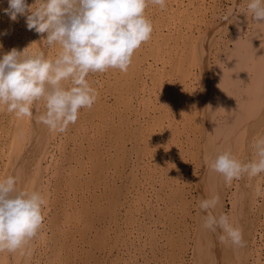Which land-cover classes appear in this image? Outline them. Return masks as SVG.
I'll use <instances>...</instances> for the list:
<instances>
[{"label":"rangeland","instance_id":"obj_1","mask_svg":"<svg viewBox=\"0 0 264 264\" xmlns=\"http://www.w3.org/2000/svg\"><path fill=\"white\" fill-rule=\"evenodd\" d=\"M30 1L33 2V0H27L29 5L32 4ZM233 1L237 2V4L239 3V7L241 6V8L235 7L232 13L230 6H232ZM244 4H247V0H166V8H161L158 5L149 3L145 10V15L151 20L153 26L151 38L147 42H144L134 52L128 70L122 72L119 69L110 68L106 70L107 72L89 73L87 77L89 84L92 85L94 89L97 88V98L94 104L91 109L82 108L74 125H69L72 128L68 126L64 133L58 132V138L55 144L54 140L50 142V144L52 145L53 143V145H48V153L52 150L49 156L54 155L57 159L52 157L55 159L53 162H46L50 161V159L48 160L46 157V159L43 160V166L47 164L45 167L47 171H44V176L50 179V184L52 183L50 190V192L52 191V193H50L52 197L49 209L45 213L46 215L44 214V220L46 219L44 221V229L48 231L47 239L44 241L45 243L41 241L42 244L40 242L38 246L42 249L41 251H47V255L45 256H48L49 259L41 255L40 261L42 262L43 260L44 263L40 262V264H157V262L158 264H192L191 253L194 244H196L194 243L195 240H192V238L195 237L192 232L194 231L193 229L198 226V223H195V192L198 193V188L195 186H198V179H200L198 176L201 175L203 170L201 166L203 163L202 161H204L205 153H207V150L203 147L204 141L201 140L202 125L199 127V124L201 123L202 117L198 109L199 104L197 105V102L195 103V101L199 99L196 94L199 92L204 94L206 92L207 96L205 95V100L207 103L209 102L211 106L208 110L209 112H211L210 109L214 110L212 115L208 112L211 116V124L213 125L216 118L218 121H222L221 117L229 113L228 111H232L231 109L229 110L230 105L227 104V100H234V96H236L235 102H238L243 98L239 93L244 89V85H246L248 81L244 73L245 71L241 70L243 68L239 67L238 70L244 72L242 76L239 77L240 81L237 80L238 86L240 87V83L242 84L241 86H243V89L240 87L241 90L238 91V94L235 93L232 84H230L231 88L229 86L227 87L229 91L231 90L230 93L233 94H231V96L229 95L230 97L228 96V98L224 95L230 93H227V89L225 90L224 87L222 88L225 90L226 94H224V91L220 93V90H217V93L219 92L220 94L216 93L217 95L212 99L209 93L211 91L210 89L214 87L212 83L215 81L217 59H222L225 49L232 46V42L230 41L232 37L238 33L239 29L237 28L239 27L237 26H239V22L245 20V26L248 28L250 23L254 21L250 14H248V18L245 16L246 5ZM7 7L8 0H0V56L10 51L13 47L22 50L30 45L29 50L31 51L40 48L39 45H41V47L45 49L46 55L50 59H54L61 50L60 45L54 43L48 46L45 41L46 33H37L34 29H28L25 24V15L18 14L17 19L13 21L4 11ZM192 10L195 11L192 12ZM194 17L199 18L200 21H193ZM217 22L221 23V28L218 35L213 38L208 52L206 73L209 78V83L205 89L206 91H202L201 87H199L198 79L194 77L193 79L182 81L179 78L177 69L179 65H185L191 68L194 76L199 72V65L192 58L193 50L190 36L195 38L199 34L206 32L211 26L216 27L217 25L218 28L219 24H217ZM207 27L208 29H206ZM246 27H244L245 29L242 28L241 31L245 33ZM205 29L206 31H204ZM231 34H233V36H230ZM238 74L239 73H237V76ZM245 78L246 83H243ZM227 79V83H231L229 80L230 77ZM192 83L194 87H192ZM226 84L222 86H226ZM193 88L194 91H192ZM199 88L201 91H199ZM219 88L221 89V87ZM212 91V93L215 94L216 91L213 89ZM260 92H262V89ZM193 94L195 96H193ZM194 97L196 99H194ZM263 98L264 97L261 99ZM208 99H212L213 102H210ZM215 99H217V101H215ZM219 99L220 101L225 99L224 104L227 108L224 109V111L221 109L225 113L219 112V110H217L220 109L218 108L219 106L216 105V107L214 105V102L220 104ZM263 102L264 101H262V106L264 105ZM209 104L207 106H209ZM212 105L214 107H212ZM43 111V105L40 104L38 110H34L33 116L31 117L32 122L30 120L31 118H18L14 113H9L6 108L0 107V178L8 176L11 170H13L14 173H18L19 165L15 167L12 166L15 165V161L21 152H25V155L31 159L32 156L36 154L33 146L35 145L37 149L35 143L37 142V137L32 136L31 138L30 135L33 133L30 127H33V125L30 124L34 123L36 125L39 123L37 122V117ZM207 111L205 112L207 113ZM198 118L200 121H198ZM212 126H209L210 131H208V127L206 126L207 131L210 133L212 132L210 137L217 141L218 138H215L213 135L214 129L212 130ZM43 128L42 126L41 130L44 131L45 129ZM262 128L260 133L264 136V125ZM62 138L64 139L62 140ZM75 139H77V141ZM27 143L29 146H27ZM59 143L62 146H59ZM68 146L74 154L70 151L68 152ZM214 146L209 149L213 151L216 150ZM250 151L252 153L250 152L251 154L247 156L248 160L252 159L254 156L253 147H251ZM239 154V158H244L242 157V153ZM70 155H72L71 157L74 160L68 158ZM61 156L63 161L61 160ZM214 157L213 155L211 158ZM56 160L58 164H55ZM86 162L88 164H85ZM173 162L175 163L173 164ZM59 163L66 171L71 170L72 173L70 174V171H68L69 173L64 172L65 169L63 170L62 167H59L62 171L57 168L56 165H59ZM68 163L70 165H67ZM49 164L56 167L55 169L57 171ZM52 170L55 171L53 172L54 174L56 173L55 175H53ZM58 171H61L60 173L62 174L64 173L66 178H68V176L70 177V180L68 178L69 181H65L67 184L63 181L61 183L55 181L56 179L54 176L58 174ZM50 173H52V175H50L51 177L49 178ZM261 176L264 177V174H261ZM53 178V181L56 183L51 181ZM68 183L71 185L68 186ZM54 190L56 191L55 193ZM74 195V202L77 209L80 210L81 216L87 213V216L80 219H78V217L76 218V210L73 211L69 208H66L67 213L71 210V214H62V209H64L66 205L65 201H67V199H73ZM155 195L156 198L154 197ZM257 196L256 200H260L261 196L258 198ZM136 199L142 202L137 209L135 207L138 206L133 205ZM229 203H226L225 210L230 216L232 204ZM109 206L111 207L110 210H108ZM96 215L98 219H96ZM136 217L141 220L140 229H137V231L135 230L133 237L128 240L126 232L129 230L130 226H135V224H133V219ZM94 219L96 221H94ZM78 221L82 224H79ZM96 226L97 229H95ZM155 226L157 228H155ZM263 226L264 224L262 228L259 229L258 227V229L259 232L261 231V233L264 234ZM158 227L160 228L158 229ZM100 230L101 233L99 232ZM256 237L258 241V235ZM130 241L131 244H133L132 248L129 249L128 242ZM118 243L120 245H123V243L125 244V246L123 245V247L119 248H122L119 252L115 249V245ZM127 250L133 255L132 261L129 263L122 260L123 258H127ZM263 251L264 249L260 251L261 259L258 264H264V259H262L264 258ZM117 254L119 255L117 256ZM112 255H115V257ZM186 258L187 260H185ZM126 261L129 260L127 259Z\"/></svg>","mask_w":264,"mask_h":264},{"label":"clouds","instance_id":"obj_2","mask_svg":"<svg viewBox=\"0 0 264 264\" xmlns=\"http://www.w3.org/2000/svg\"><path fill=\"white\" fill-rule=\"evenodd\" d=\"M149 3L166 6V0H33L31 5L8 0L4 11L13 21L25 15L28 29L46 33V44L58 43L61 50L54 59L43 48L30 51V45L0 56V107L31 118L42 104L38 122L54 133L66 131L97 98L89 73L126 72L134 52L151 38L153 26L145 15ZM245 14L264 26V0H247ZM252 147L254 156L247 161L226 149L214 158L206 154L204 162L225 184L256 177L264 174V136L255 138ZM220 202L218 193L199 200L203 227L218 233L222 244L244 247L242 229L229 214L214 212ZM46 204L41 191L19 188L17 177L0 178V252L29 248L43 229Z\"/></svg>","mask_w":264,"mask_h":264},{"label":"bare ground","instance_id":"obj_3","mask_svg":"<svg viewBox=\"0 0 264 264\" xmlns=\"http://www.w3.org/2000/svg\"><path fill=\"white\" fill-rule=\"evenodd\" d=\"M5 1V0H4ZM213 1V0H212ZM31 2V1H30ZM210 2V1H209ZM216 2V1H215ZM33 3V2H31ZM178 3V2H176ZM175 3V4H176ZM232 6H230L231 12L233 13V11L235 10V7L238 8L239 7V3L237 4V2H232ZM180 4V3H179ZM172 5V4H171ZM246 5V4H244ZM181 6V4H180ZM191 6V5H190ZM214 6V5H213ZM244 7V6H243ZM166 8V7H165ZM241 8V6L239 7V9ZM2 9V8H1ZM180 9V8H179ZM186 9V8H185ZM245 9V8H244ZM184 10V9H183ZM200 10V9H198ZM210 10V9H209ZM195 10H192V12H194ZM212 11V9H211ZM241 11V10H240ZM167 12V11H166ZM201 12V11H200ZM3 13V12H2ZM185 13V12H184ZM245 14V13H244ZM190 15V14H189ZM210 15V14H209ZM245 16L248 18L249 15ZM153 18V17H152ZM166 18V17H165ZM235 18V17H234ZM194 19V20H193ZM192 20L195 21L199 20V18H193ZM209 19V18H208ZM160 20V19H159ZM190 20V18H189ZM216 20V19H215ZM241 20V19H240ZM209 21V20H208ZM218 21V20H216ZM245 21V20H244ZM242 20V22H239V29L238 33L236 35H234V37H232V40L230 42H232V46L230 48H226L223 58L222 59H217V70L215 73V81H213V85L214 87H212L210 90V98L214 96H216L217 94L222 93L221 91H223L222 87H224V89L226 90L227 87L230 86V84H232L233 89L235 90V93L238 94L239 90H241V88L243 86H241L242 84L240 83V87L237 84V80L240 81V76H242L243 72L246 74V78L248 83H246V78L244 79L245 81L243 83H246V85H244V89L241 90V92L239 93V95H241V97L243 96V100H239L238 102H235L236 96L234 100L228 101L227 100V104L230 105L229 110L231 109L232 114L230 111H228L229 113H226V115L228 116H223L221 117L222 121H218L217 118L215 119L216 121H214V125L211 124V116L209 113H211V115L213 114L212 109L211 112H209V108H211L209 102L207 103L205 100V95L206 92L200 93L199 91H203L207 88L208 83H209V78L208 75L206 73V67H207V56H208V52L210 49V46L212 44V40L213 38L218 35L220 28H221V23L217 22V24H219V27H210L208 29V27L206 29H208L206 31V29L204 31V33L199 34L197 33L198 36H196L195 38L193 36L191 37V45H192V58L194 59V61L199 65V72L194 76V73L192 72L191 68L185 65H179L178 66V72H179V78L182 81H186L189 79H193L194 77L196 79H198L199 81V87H201V90L199 88V92L197 97H199V99H197V101H195V103L198 105L199 104V110L201 113V123L199 124L202 125V138L201 140L204 141L203 143V147L205 150H207V153H205V155L207 154L209 157H212L213 155L216 156L219 152L224 151L226 149L231 150V152L236 155L239 158V153H242V157L244 158H239L241 160L247 161V156H249L252 152L251 147L253 145L254 139L258 138L261 135V131H262V127L264 125V109L262 106V101H264L263 99H261L262 97H264V26H260L258 25V23L254 20L252 23H250L249 27L247 28L245 26V22ZM252 21V19H251ZM25 22V21H24ZM153 22V21H152ZM214 22V21H213ZM222 22V20H221ZM208 23V22H207ZM216 23V22H215ZM214 23V24H215ZM224 23V22H223ZM6 24V23H5ZM20 24V23H19ZM26 24V23H25ZM178 24V23H177ZM210 24V23H209ZM234 24V23H233ZM175 25V23H174ZM225 25V23H224ZM238 25V24H237ZM6 26V25H5ZM181 27V26H180ZM244 27H246L247 29L245 30L246 32H242L241 29H245ZM19 28V27H18ZM4 29V28H3ZM17 29V28H16ZM21 29V28H20ZM192 29V28H191ZM200 29V28H199ZM198 29V30H199ZM234 29V28H233ZM15 30V29H14ZM25 30V29H24ZM196 30V29H195ZM235 30V29H234ZM4 32V31H3ZM16 32V31H14ZM13 32V33H14ZM24 32V31H23ZM193 32V31H191ZM203 32V31H202ZM35 33V32H33ZM233 33V32H232ZM244 33V34H243ZM235 34V33H233ZM233 34H231L230 36H233ZM243 34V35H240ZM8 35V34H7ZM18 35V34H17ZM28 36V35H26ZM8 37V36H7ZM31 37V35H30ZM34 37V36H33ZM42 37V36H41ZM24 38V37H23ZM29 38V37H28ZM160 38V37H159ZM158 38V39H159ZM12 39V38H11ZM18 39V38H17ZM35 39V38H34ZM25 40V39H24ZM29 40V39H28ZM36 40V39H35ZM3 41V40H2ZM16 41V40H15ZM14 41V42H15ZM37 41V40H36ZM39 41V40H38ZM34 42V41H33ZM10 43V42H9ZM16 43V42H15ZM22 43V42H21ZM3 44V43H2ZM150 44V43H149ZM33 45V43H32ZM36 45V44H35ZM44 45V44H43ZM8 46V45H7ZM12 46V45H11ZM40 48L41 45H39ZM27 47V46H26ZM33 47V46H32ZM45 47V46H44ZM1 49V48H0ZM34 50V49H33ZM45 50V49H44ZM146 53V52H145ZM215 54V53H214ZM221 55V54H220ZM155 56V55H154ZM159 57V56H158ZM236 57V58H234ZM183 62V61H182ZM226 67H225V66ZM158 66V65H157ZM159 67V66H158ZM239 68H243L241 70H238ZM245 68V69H244ZM162 70V69H161ZM240 71V72H239ZM107 72V71H106ZM251 72V73H250ZM172 73V72H171ZM237 73L238 76H237ZM143 74V72H142ZM156 74V73H155ZM147 75V74H146ZM154 75V74H153ZM158 75V74H157ZM91 77V76H90ZM103 77V76H102ZM158 77V76H157ZM214 77V76H213ZM230 77V81L231 83H227V78ZM96 79V78H95ZM111 79V78H110ZM242 79V78H241ZM146 81V80H145ZM229 81V82H230ZM242 81V80H241ZM164 82V80H163ZM224 82V83H223ZM216 83V84H215ZM221 83V85H220ZM223 83V84H222ZM227 83V84H226ZM99 84V83H98ZM97 84V85H98ZM124 84V83H123ZM138 84V83H137ZM226 86H222L225 85ZM95 85V84H94ZM150 85V84H149ZM193 85V83L191 84ZM211 85V84H210ZM221 87L222 89H220L219 87ZM92 86V85H91ZM100 86V85H99ZM103 87V86H102ZM105 87V86H104ZM194 87V85L192 86ZM96 88V87H95ZM144 88V87H143ZM196 88V87H195ZM219 88V89H218ZM240 88V89H239ZM97 89V88H96ZM192 89V88H191ZM213 90H215V94L212 93ZM229 89V88H228ZM226 90V92L230 93L231 90ZM248 89V90H247ZM262 89V92H260V90ZM217 90L220 92L217 93ZM224 90V94H226ZM156 91V90H155ZM194 91V88L193 90ZM206 91V90H205ZM243 91V92H242ZM177 92V91H176ZM159 93V92H158ZM194 93V92H193ZM217 93V94H216ZM232 93L224 95L228 98V96H231ZM233 95V94H232ZM108 96V95H107ZM164 96V95H163ZM193 96H195L193 94ZM207 96V95H206ZM223 96V94H222ZM221 96V97H222ZM229 96V97H230ZM189 97V96H188ZM209 98V97H207ZM215 98V97H214ZM217 98V97H216ZM111 99V98H110ZM188 99V98H187ZM194 99H196L194 97ZM212 99H208L210 102L213 100ZM231 99V98H230ZM233 99V98H232ZM239 99V98H238ZM189 100V99H188ZM207 100V101H208ZM222 100V99H221ZM225 99H223L222 101H220V104L217 102H214V105H218L220 109L217 108H213V109H217L219 110V112H223L224 109H226V105L224 104ZM261 100V101H260ZM132 101V100H131ZM166 101V100H165ZM181 101V100H180ZM185 101V100H184ZM215 101H217V99H215ZM109 102V101H108ZM114 103V102H113ZM133 103V102H132ZM139 103V102H138ZM181 103V102H180ZM188 103V102H187ZM206 103V105H205ZM217 103V104H216ZM264 103V102H263ZM137 104V103H136ZM209 104V106H207ZM212 104V103H211ZM260 104V105H259ZM149 105V104H148ZM240 105V106H239ZM120 106V105H119ZM168 106V104H167ZM242 106V108H241ZM262 106V107H261ZM92 107V106H91ZM90 107V109H91ZM139 107V106H138ZM208 107V108H206ZM212 107H214L212 105ZM217 107V106H216ZM261 107V108H260ZM173 108V107H172ZM111 109V108H110ZM197 109V110H198ZM223 111H222V110ZM89 110V109H88ZM208 110V111H207ZM221 110V111H220ZM91 111V110H90ZM205 111H207V114ZM226 111V110H225ZM94 112V111H93ZM218 112V113H219ZM85 113V112H84ZM225 113V112H223ZM94 114V113H93ZM222 114V113H221ZM114 115V114H113ZM127 115V114H126ZM144 115V114H143ZM179 115V114H178ZM215 115V114H214ZM213 115V116H214ZM137 116V115H136ZM134 116V117H136ZM142 116V115H141ZM200 116V115H198ZM218 116V115H217ZM114 117V116H113ZM139 117V116H138ZM219 117V116H218ZM144 118V117H142ZM146 118V117H145ZM209 118V119H208ZM94 119V118H93ZM98 119V118H97ZM32 121V118L30 119ZM107 120V119H106ZM213 120V119H212ZM220 120V118H219ZM198 121L199 118H198ZM28 122V121H27ZM33 122V121H32ZM38 122V121H37ZM79 122V121H78ZM84 122V121H83ZM181 122V121H180ZM208 122V123H207ZM165 123V122H164ZM177 124V123H176ZM208 124V125H207ZM33 125V127H30L32 129V136H36L37 137V149L36 146L34 145V152H36V154L34 156H32L31 158H28L25 155V152H21V154H19V157H17L16 161H15V166L19 165V169H18V173H14L13 170L10 171V173H8L9 175H13L15 177H17V186L19 188H23L26 190H32V189H36L41 191L46 199H47V204L44 207L43 213L45 214L47 212V210L49 209V205H50V200H51V195L50 193H52L51 190V184H50V179L45 178L44 176V171H47V168H45L47 166V164L45 166H43V160L46 159V157L48 158V160L50 159V161H46V162H53L56 158L54 157V155H50L49 153L52 151H50L48 153L47 148L49 147L48 145L50 144V142L52 140H54V144L57 142L56 139L58 138V132H52L48 129L47 126L41 124V123H37L36 125L34 123L30 124ZM74 125V123H73ZM72 125V126H73ZM213 125V126H212ZM44 127L43 129H45L44 131L41 130V127ZM80 126V125H79ZM208 127V131L209 130V126H212V130L214 129V136L215 138H218L217 141H215L216 139L210 137L212 134V132H208L207 131V127ZM70 128H72L71 126H69ZM70 130V129H69ZM155 130V129H154ZM70 132V131H69ZM76 132V130H75ZM74 132V133H75ZM64 133V132H63ZM68 133V132H67ZM72 133V132H71ZM77 133V132H76ZM69 134V133H68ZM61 135V134H60ZM64 135V134H63ZM73 135V134H72ZM99 135V134H98ZM7 136V135H6ZM189 136V134H188ZM60 137V136H59ZM65 137V136H63ZM74 137V136H73ZM77 137V136H76ZM181 137V136H180ZM190 137V136H189ZM143 138V137H142ZM64 138H62L63 140ZM68 139V138H67ZM128 139V138H127ZM59 140V141H62ZM74 140V139H73ZM77 141V139H75ZM132 140V139H131ZM181 140V139H180ZM36 141V140H35ZM202 141V142H203ZM30 142V141H28ZM64 142V141H63ZM104 142V141H103ZM116 142V141H115ZM61 143V142H60ZM59 143V144H60ZM28 144V143H27ZM112 144V143H111ZM187 144V143H186ZM53 145V143H52ZM50 144V146H52ZM57 145V144H56ZM120 145V144H119ZM139 145V144H138ZM176 145V144H175ZM202 145V144H200ZM215 145V146H214ZM217 145V146H216ZM29 146V144L27 145ZM25 146V147H27ZM32 146V145H31ZM59 146H62L61 144ZM70 146V145H69ZM68 146V148H69ZM105 146V145H104ZM112 146V145H111ZM170 146V145H169ZM212 146H214V148L216 150H211L209 148H211ZM55 148V147H54ZM60 149V148H57ZM56 149V150H57ZM72 149V147H71ZM176 149V147H175ZM173 149V150H175ZM67 150V149H66ZM75 150V149H74ZM79 150V149H78ZM159 150V149H157ZM55 151V150H54ZM58 151V150H57ZM72 152L69 148L68 152ZM109 151V150H108ZM27 152V151H26ZM251 152V153H250ZM54 153V152H53ZM51 153V154H53ZM56 154V153H55ZM62 154V153H61ZM65 154V153H63ZM72 154H74V152H72ZM67 155V154H66ZM69 155V154H68ZM91 155V154H90ZM107 155V154H106ZM58 156V155H57ZM72 155H70V157L68 158H72ZM75 156V155H74ZM204 156V155H203ZM53 157V158H52ZM64 157V156H63ZM78 157V156H77ZM83 157V156H82ZM96 157V156H95ZM105 157V156H103ZM112 157V156H111ZM241 157V156H240ZM35 158V159H34ZM60 158V155H59ZM133 158V157H132ZM57 159V158H56ZM85 159V158H83ZM94 159V158H93ZM92 159V160H93ZM103 159V158H102ZM247 159V160H246ZM61 160H62V156H61ZM65 160V159H64ZM67 160V158H66ZM65 160V162H66ZM72 160H74L72 158ZM168 160V159H167ZM63 161V160H62ZM69 161V159H68ZM151 161V160H150ZM148 161V162H150ZM169 161V160H168ZM202 161V160H201ZM202 172L201 175L198 176L200 179L198 186H195L198 188V193L195 192L196 194V205H195V210H196V215H195V223H198V226H196L195 229H193L194 231L192 232L193 237L192 240H195L194 243V247H193V251L191 253V257H192V264H258V262L261 259V250L264 249V234L261 233V231L259 232V229L262 228V225L264 224V177H262L261 175L256 176V177H248L247 175L243 176L240 179H234L231 184H225L223 177L219 174L216 173L215 171H213L204 161H202ZM45 163V162H44ZM58 164L57 160L55 162V164ZM175 162H173L174 164ZM201 163V162H200ZM64 164V163H63ZM73 164V163H72ZM71 164V165H72ZM85 164H88L87 162ZM90 164V163H89ZM105 164V163H104ZM51 166V164H49ZM48 165V166H49ZM53 165V164H52ZM67 165H70L69 163ZM162 166V165H161ZM52 168H59L62 167L59 163V165H56V167L51 166ZM69 167V166H68ZM71 167V166H70ZM84 167V166H83ZM87 167V166H86ZM50 169V168H49ZM61 171L62 169L59 168ZM65 168H63L64 170ZM71 169V168H70ZM74 170V169H73ZM86 170V169H85ZM88 170V169H87ZM86 170V171H87ZM110 170V169H109ZM144 170V169H143ZM154 170V169H153ZM51 171V170H50ZM55 171H57L55 169ZM52 170V173L55 172ZM61 171H58V174L55 177V181H59L60 183L63 181L65 182L66 180H70V177L68 176V178L65 177L64 173H60ZM70 174L72 173L71 170ZM65 171L64 172H68ZM89 171V170H88ZM93 171V170H92ZM146 171V170H145ZM85 172V171H84ZM46 173V172H45ZM48 173V172H47ZM52 173L49 174V178L51 177L50 175H52ZM69 173V172H68ZM67 173V174H68ZM75 173V171H74ZM73 173V174H74ZM86 173V172H85ZM56 174V173H55ZM53 173V175H55ZM68 174V175H70ZM88 174V173H87ZM63 175V176H62ZM109 175V174H108ZM74 176V175H73ZM80 176V175H78ZM113 176V175H112ZM138 176V175H137ZM75 177V176H74ZM105 178V177H104ZM158 178V177H157ZM54 178L51 180L52 182ZM61 180V181H60ZM68 180V181H69ZM74 180V179H73ZM78 180V179H77ZM76 180V181H77ZM84 180V178H83ZM96 180V179H95ZM237 180V181H236ZM75 181V183H76ZM58 182V183H59ZM71 182V181H70ZM73 182V181H72ZM102 182V181H100ZM263 182V183H262ZM56 183V182H55ZM57 183V184H58ZM82 183V182H81ZM84 183V182H83ZM116 183V182H115ZM152 183V182H151ZM206 183V184H205ZM64 184V183H63ZM65 184H67V182H65ZM64 184V185H65ZM69 184V183H68ZM156 184V183H155ZM60 185V184H59ZM58 185V187H59ZM63 185V186H64ZM71 184H69L68 186H70ZM89 185V184H88ZM101 185V184H100ZM138 185V184H137ZM73 186V185H72ZM153 186V185H152ZM57 187V188H58ZM62 187V186H61ZM66 187V186H65ZM64 187V188H65ZM90 187V186H89ZM88 187V188H89ZM108 187V186H107ZM135 187V186H134ZM53 188V187H52ZM92 188V187H91ZM143 188V187H142ZM54 189V188H53ZM56 189V188H55ZM68 189V188H67ZM74 189V188H73ZM139 189V188H138ZM150 189V188H149ZM259 189V190H258ZM63 191H66L64 189H61ZM91 190V189H90ZM96 190V189H95ZM94 190V191H95ZM148 190V189H147ZM60 191V190H59ZM83 191V190H82ZM89 191V190H88ZM142 191V190H141ZM152 191V190H151ZM56 191L54 190V193ZM87 192V191H86ZM166 192V191H165ZM96 193V192H95ZM148 193V192H147ZM218 193L220 195L221 198V202L220 205H218L217 209L214 210V212L216 214H219L220 212H225L226 213V208L225 205L226 203L232 204V211L230 212V217L232 218V220L234 221L235 224H237L243 232V238L246 241V245L244 247H235V246H231V245H226V244H222L220 243V241L218 240L217 236L218 233L216 232H212L209 229H205L203 227V220H202V215L200 214L199 210H198V202L201 198L210 196L212 194H216ZM58 194V193H57ZM60 194V193H59ZM69 194V193H68ZM76 194V193H75ZM84 194V193H83ZM261 194V195H260ZM154 195V194H152ZM151 195V197H152ZM258 195V196H257ZM70 196V195H69ZM88 196V195H87ZM86 196V197H87ZM150 196V195H149ZM256 196L257 198L261 196L260 200H256ZM61 197V196H60ZM71 197V196H70ZM156 198V195L154 196ZM55 198V196H54ZM69 198V197H68ZM109 198V197H108ZM59 199V198H58ZM64 199V198H63ZM193 199V200H195ZM88 200V199H87ZM58 201V200H57ZM75 195L73 199H67L66 205L64 207V209H62V214H71V210L69 211V213H67V209H72L73 211L76 210L75 214H76V218L78 217V219L83 218L84 216H87V213H84V216H81L80 214V210L77 209V206L75 204ZM89 201V200H88ZM91 201V200H90ZM100 201V200H99ZM77 202V201H76ZM151 202V201H150ZM142 202H140L139 200H135V203H133V205L138 206L135 207L136 209L139 208V206L141 205ZM153 203V202H152ZM158 203V202H157ZM60 204V203H59ZM65 204V203H64ZM125 204V203H124ZM54 205V204H53ZM112 205V204H111ZM150 205V204H149ZM154 205V204H153ZM167 205V204H166ZM155 206V205H154ZM57 207V206H56ZM61 207V206H60ZM95 207V206H94ZM148 207V206H147ZM230 207V206H229ZM46 208V209H45ZM110 206L108 207V210H110ZM142 208V207H141ZM66 209V210H65ZM231 209V208H229ZM66 213H65V211ZM116 210V209H115ZM137 212V211H136ZM172 212V211H171ZM229 212V211H228ZM131 213V212H130ZM133 213V212H132ZM179 214V213H178ZM46 215V214H45ZM98 215V214H97ZM96 215V216H97ZM134 215V214H133ZM263 215V216H262ZM95 216V217H96ZM255 216V217H254ZM48 217V216H47ZM253 217V218H252ZM74 218V219H76ZM142 218V217H141ZM60 219V218H59ZM98 219V216L97 218ZM46 220V219H45ZM44 220V221H45ZM135 226L132 225L130 226L129 230L126 232L127 239L129 240L131 237H133V233L134 231L137 229H140V224H141V220H139L138 217L133 219ZM61 221V220H60ZM94 221H96L94 219ZM98 221V220H97ZM261 221V222H260ZM75 222V221H74ZM100 222V221H99ZM98 222V223H99ZM48 223V222H46ZM79 224H82L78 221ZM94 223V222H93ZM97 223V224H98ZM262 223V224H261ZM78 224V225H79ZM92 224V221H91ZM95 224V223H94ZM102 224V223H101ZM59 225V224H58ZM67 225V224H66ZM96 225V224H95ZM159 225V224H158ZM157 225V226H158ZM70 226V225H69ZM98 226V225H97ZM97 226L95 229H97ZM150 226V225H149ZM195 226V225H194ZM45 225L43 226V229L41 231V234L38 238L34 239L31 243V245L29 246L28 249H25L24 251H17L14 253H9L7 251H2L0 252V264H40V258L41 255L42 257L47 255V251H41L42 249H40L38 246L40 244L41 241H46L47 239V230L44 229ZM83 227V226H82ZM111 227V226H110ZM259 227V229H258ZM264 227V226H263ZM102 228V227H101ZM104 228V225H103ZM155 228H157L155 226ZM160 227H158L159 229ZM48 229V228H47ZM90 229V228H89ZM122 229V228H121ZM142 231V230H141ZM61 232V231H60ZM87 232V231H86ZM85 232V233H86ZM90 232V231H88ZM92 232V231H91ZM101 233V230L99 231ZM103 232V231H102ZM107 233V232H106ZM104 234V232H103ZM157 234V233H156ZM195 234V235H194ZM75 235V234H74ZM87 235V234H86ZM94 235V234H93ZM110 235V234H109ZM258 235V241H257V236ZM92 236V235H91ZM80 237V236H78ZM120 237V236H119ZM141 237V236H140ZM143 237V236H142ZM146 237V236H145ZM148 237V236H147ZM90 238V236H89ZM92 238V237H91ZM111 238V237H110ZM97 239V238H96ZM103 239V238H102ZM141 239V238H140ZM49 240V239H48ZM121 240V239H120ZM162 240V239H161ZM50 241V240H49ZM83 241V240H82ZM89 241V240H88ZM93 241V240H92ZM110 241V240H109ZM134 241V239H133ZM94 242V241H93ZM141 242V241H140ZM45 243V242H44ZM86 243V241H85ZM90 243V242H89ZM121 243V241H120ZM159 243V241H158ZM42 244V242H41ZM84 244V243H83ZM107 244V243H106ZM133 244V243H132ZM132 244L131 241L128 242V246L129 249L132 248ZM45 245V244H44ZM80 245V244H79ZM86 245V244H85ZM116 244L115 245V249L119 252L121 249H119L120 247H123V245L125 246V244L123 243V245L121 244ZM127 245V243H126ZM140 245V244H139ZM107 246V245H106ZM41 247V246H40ZM44 248V246H43ZM48 248V247H47ZM88 248V247H87ZM101 248V247H100ZM104 248V247H103ZM128 248V247H127ZM78 249V248H77ZM107 249V248H105ZM164 249V248H162ZM192 249V248H191ZM94 250V249H93ZM144 250V249H143ZM103 251V249H102ZM128 251V250H127ZM186 251V250H185ZM184 251V252H185ZM264 252V251H263ZM135 253V252H134ZM62 254V253H61ZM102 254V252H101ZM128 256L127 258H123L122 260L126 263H129L132 261V257L133 255H131V253L128 251ZM136 254V253H135ZM175 254V253H174ZM111 255V254H110ZM119 254H117L118 256ZM150 255V254H148ZM190 255V254H189ZM53 256V255H52ZM115 257V255H112ZM111 256V258H112ZM124 256V255H123ZM263 256V255H262ZM46 259H49L48 256H45ZM110 257V256H109ZM183 257V256H182ZM98 258V257H97ZM141 258V257H140ZM53 259V258H52ZM76 259V258H75ZM100 259V258H99ZM129 261H126V260ZM138 259V258H137ZM264 259V258H262ZM42 260V259H41ZM84 260V259H83ZM187 260V258L185 259ZM53 261V260H52ZM90 261V260H89ZM164 261V260H163ZM263 261V260H262ZM43 262V260H42ZM41 262V263H42ZM46 262V261H45ZM57 262V261H56ZM44 263V262H43ZM49 263V262H48ZM77 263V261H76ZM91 263V262H90ZM93 263V262H92ZM106 263V262H105ZM147 263V262H146ZM47 264V263H46ZM101 264V263H100ZM108 264V263H107ZM158 264V262H157Z\"/></svg>","mask_w":264,"mask_h":264}]
</instances>
